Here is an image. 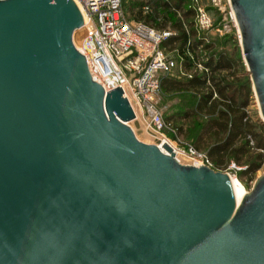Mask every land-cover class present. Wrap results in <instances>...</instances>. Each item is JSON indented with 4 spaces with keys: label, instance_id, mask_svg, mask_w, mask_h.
Returning <instances> with one entry per match:
<instances>
[{
    "label": "water",
    "instance_id": "obj_1",
    "mask_svg": "<svg viewBox=\"0 0 264 264\" xmlns=\"http://www.w3.org/2000/svg\"><path fill=\"white\" fill-rule=\"evenodd\" d=\"M264 122V0H229ZM75 0H0V264H264V173L185 164L135 120Z\"/></svg>",
    "mask_w": 264,
    "mask_h": 264
},
{
    "label": "trees",
    "instance_id": "obj_2",
    "mask_svg": "<svg viewBox=\"0 0 264 264\" xmlns=\"http://www.w3.org/2000/svg\"><path fill=\"white\" fill-rule=\"evenodd\" d=\"M193 3L132 0L128 5L124 0V7L130 19L175 31L162 48L175 57L177 66L162 76L160 88L165 95L182 97L175 111L165 118L175 132L166 133L174 140L183 136L187 140L184 144L207 153L217 170L228 168L232 162L245 166L239 175L253 180L264 164V122L254 119L249 110L253 96L250 73L235 33H198ZM145 5L152 11L144 13ZM207 9L218 15L215 26H219L220 10L212 5ZM197 63L208 71H200Z\"/></svg>",
    "mask_w": 264,
    "mask_h": 264
},
{
    "label": "built area",
    "instance_id": "obj_3",
    "mask_svg": "<svg viewBox=\"0 0 264 264\" xmlns=\"http://www.w3.org/2000/svg\"><path fill=\"white\" fill-rule=\"evenodd\" d=\"M75 1L86 22V26L80 28L84 30L82 42L87 43L94 39L100 56H103L101 49L110 55L114 63V68L110 70L113 78L119 74L123 76L142 114H147L145 121L158 140L156 144L160 146L165 142L171 144L179 161L181 160L178 155L182 151L189 159L188 164L195 161L213 167V161L207 153L189 144H185L187 146L183 148L179 147L175 142L182 141L179 138L174 140L167 135L166 130L175 131L154 104V96L160 90L162 76L173 72L177 66L175 57L167 54L162 48L164 41L175 31L171 28L159 30L145 22L130 19L125 11L124 0ZM208 4H212L223 13V20L221 19L219 26H215L216 19L204 2L194 0L192 7L195 10V28L199 34L222 35L230 28L231 23H236L230 2L209 0ZM143 10L144 13H148L152 8L145 5ZM197 67L200 71H208L202 63H197ZM243 168L245 166L235 162L228 167L235 171Z\"/></svg>",
    "mask_w": 264,
    "mask_h": 264
},
{
    "label": "rangeland",
    "instance_id": "obj_4",
    "mask_svg": "<svg viewBox=\"0 0 264 264\" xmlns=\"http://www.w3.org/2000/svg\"><path fill=\"white\" fill-rule=\"evenodd\" d=\"M125 1H126V3L128 5L132 3V0H125ZM223 2H227L228 3V0H223ZM208 3H209V0H204V4L206 6L212 5V4H208ZM228 9H230L229 5H228ZM125 11H126V9H125ZM212 14L215 17V19L217 20L218 19V15H216L214 13H212ZM223 18L224 17H223V13H222V20H223ZM225 22H227V21H225ZM77 32H78L81 40L83 41L84 30H77ZM225 33H235L236 34V36L238 38V41H239L240 48H241V52H242V47H241V42H240V36H239V29H238L237 23H231L230 28H228V30H226L223 34H225ZM218 34H220V33H218ZM242 55H243V53H242ZM246 67H247V65H246ZM250 78H251V75H250ZM251 82H252V80H251ZM252 91H253V96L251 97L252 99L250 101L249 110H250V112H251V114H252V116H253L254 119L259 118V119L262 120V116H261L259 104H258V101H257V96H256V93H255L254 88H253V83H252ZM181 97L182 96H180V94H177V95H165L161 91V88H160V90L154 96V104L158 108V110L163 114V117L166 118V116L168 114H170L171 112L175 111V108L178 107L177 105H178L179 99ZM138 107L140 108L139 105H138ZM140 111H141V113L139 114L140 117L135 120V122L138 125V128L145 135H147L152 141H154L155 143H157L158 140L155 138V134H153L152 131L148 128L147 123L145 121V118H146L147 114H144L143 115L142 114V110H140ZM179 124H183V121H179ZM184 126L187 127L188 126V123H184ZM167 135L171 137V135H169V134H167ZM181 141H182V143H179V142H175V143H177V145L179 147H182V148H183V146H187V145L183 144L184 141L185 142L187 141L183 136H181ZM178 156H179V158H180V160H181L182 163L188 164L189 159L185 155V153H183L181 151ZM222 171L230 172L232 175H234L233 177L238 178L241 181V183L245 186V188H246V190L248 192V191H250L253 188V186H254L257 178L264 173V164L261 167V169H259L255 173V177H254L253 180H248L247 178L241 177L239 175V173H238L240 170L235 171V170H230V169L226 168V169H224Z\"/></svg>",
    "mask_w": 264,
    "mask_h": 264
},
{
    "label": "bare ground",
    "instance_id": "obj_5",
    "mask_svg": "<svg viewBox=\"0 0 264 264\" xmlns=\"http://www.w3.org/2000/svg\"><path fill=\"white\" fill-rule=\"evenodd\" d=\"M78 30H82V29H78ZM138 117H140V115H138ZM231 176H232V180H233V184H234V188H235V192L237 195L238 202H240L241 199L243 198V196L247 193V190L238 178L233 177L234 175H231Z\"/></svg>",
    "mask_w": 264,
    "mask_h": 264
}]
</instances>
